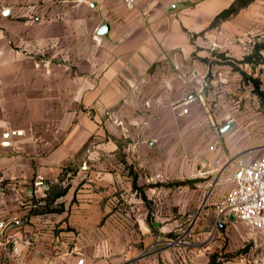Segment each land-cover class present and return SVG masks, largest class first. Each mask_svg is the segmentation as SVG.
Listing matches in <instances>:
<instances>
[{
  "label": "crops",
  "instance_id": "crops-1",
  "mask_svg": "<svg viewBox=\"0 0 264 264\" xmlns=\"http://www.w3.org/2000/svg\"><path fill=\"white\" fill-rule=\"evenodd\" d=\"M233 1L0 0V264H264L216 212L226 160L264 153L222 132L249 92L213 60L264 27L254 2L214 25Z\"/></svg>",
  "mask_w": 264,
  "mask_h": 264
},
{
  "label": "built area",
  "instance_id": "built-area-1",
  "mask_svg": "<svg viewBox=\"0 0 264 264\" xmlns=\"http://www.w3.org/2000/svg\"><path fill=\"white\" fill-rule=\"evenodd\" d=\"M119 1H122L128 9H134L139 0ZM187 103L188 101L185 100L180 105ZM182 113H189V108L183 107ZM226 163L232 166L233 173L228 179L231 187L223 201L216 207L218 220L234 215L249 231L264 239V153L251 160L242 156L230 158L226 160ZM34 185L40 188L48 187L43 175H37ZM15 224L19 225L21 221L16 220ZM10 227L11 223L0 220V252L12 240V236L7 233ZM182 241L183 239L179 237L170 243ZM84 261V258H80L77 264H84Z\"/></svg>",
  "mask_w": 264,
  "mask_h": 264
},
{
  "label": "rangeland",
  "instance_id": "rangeland-1",
  "mask_svg": "<svg viewBox=\"0 0 264 264\" xmlns=\"http://www.w3.org/2000/svg\"><path fill=\"white\" fill-rule=\"evenodd\" d=\"M3 0V4H4ZM16 0H9V3H15ZM255 9L259 8V11H264V0H254ZM257 6V7H256ZM1 2H0V10ZM263 9V10H262ZM256 12V10H255ZM261 25L259 24V28ZM263 32H262V31ZM261 33V34H260ZM253 34L255 36H250V40L243 46V50L246 52L242 57H230V56H217V59H214L215 64H220L224 66H229V69L232 71H248L249 73L243 74L242 80L246 81L249 92V116H240L239 114L236 117V121L233 122V126L230 130L235 132V137L237 139V144L240 147L241 144L246 145V148L250 149L253 146L258 144H264V97L259 95V92H264V27L260 28L257 32L256 28L254 29ZM247 57H250L249 60H246ZM218 64V65H219ZM252 79L259 80V87H256ZM224 127V126H223ZM220 130V128H219ZM221 144L225 147L228 155H235V153H230L226 148L225 138H221ZM244 149V148H242ZM263 153H251V155H246L250 160L252 158L258 157ZM237 227H240L242 230H247L250 234V241H255V238L252 236L253 233L241 222L237 221ZM255 235V234H254ZM260 236V235H259ZM254 238V239H253ZM260 239H263V237ZM238 242L234 240V244ZM247 252V253H246ZM246 254H251L250 245L246 246H234V251L232 257L234 260L246 256Z\"/></svg>",
  "mask_w": 264,
  "mask_h": 264
},
{
  "label": "trees",
  "instance_id": "trees-1",
  "mask_svg": "<svg viewBox=\"0 0 264 264\" xmlns=\"http://www.w3.org/2000/svg\"><path fill=\"white\" fill-rule=\"evenodd\" d=\"M253 1L254 0H234L228 8L224 9L223 11H221L216 16L213 24L215 25L216 23H218L221 20H225V19H228V18L236 15L241 9L247 7ZM249 59H250V57H247L246 60H249ZM254 81H255L256 86H258L257 80H254ZM259 95L264 97V92L260 91ZM186 182H189V181H186ZM60 194H63V191L56 190V188L52 189V191H51V196H53V197L59 196ZM210 264H214V261H212V263H210Z\"/></svg>",
  "mask_w": 264,
  "mask_h": 264
},
{
  "label": "water",
  "instance_id": "water-1",
  "mask_svg": "<svg viewBox=\"0 0 264 264\" xmlns=\"http://www.w3.org/2000/svg\"><path fill=\"white\" fill-rule=\"evenodd\" d=\"M233 126V122H228L223 128L222 132H226L228 129H230ZM232 219H236L234 215H231Z\"/></svg>",
  "mask_w": 264,
  "mask_h": 264
}]
</instances>
